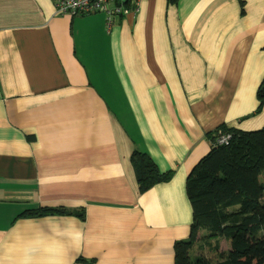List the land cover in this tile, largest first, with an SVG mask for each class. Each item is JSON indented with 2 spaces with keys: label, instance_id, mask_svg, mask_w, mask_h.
<instances>
[{
  "label": "crops",
  "instance_id": "obj_1",
  "mask_svg": "<svg viewBox=\"0 0 264 264\" xmlns=\"http://www.w3.org/2000/svg\"><path fill=\"white\" fill-rule=\"evenodd\" d=\"M55 3L0 0V264H175L208 135L264 128V0H141L110 27ZM134 151L171 180L142 195Z\"/></svg>",
  "mask_w": 264,
  "mask_h": 264
},
{
  "label": "trees",
  "instance_id": "obj_2",
  "mask_svg": "<svg viewBox=\"0 0 264 264\" xmlns=\"http://www.w3.org/2000/svg\"><path fill=\"white\" fill-rule=\"evenodd\" d=\"M178 2L169 0L172 6ZM257 92L258 113L264 106V78ZM220 133L231 135L228 145L215 144ZM208 137L210 152L192 168L185 182L193 222L189 238L173 245L175 264H264V128L242 132L222 126ZM130 160L142 195L172 178V172L159 171L145 153L134 151ZM47 216L83 220L85 214L65 208H39L20 215ZM221 240L230 244L226 253L219 252ZM198 243L217 252L218 259L212 262L200 255L192 257Z\"/></svg>",
  "mask_w": 264,
  "mask_h": 264
},
{
  "label": "built area",
  "instance_id": "obj_3",
  "mask_svg": "<svg viewBox=\"0 0 264 264\" xmlns=\"http://www.w3.org/2000/svg\"><path fill=\"white\" fill-rule=\"evenodd\" d=\"M141 0H56L55 8L57 15L89 16L104 14L107 17V25L116 16H127L138 7ZM231 135L220 133L216 139L217 145H228Z\"/></svg>",
  "mask_w": 264,
  "mask_h": 264
},
{
  "label": "rangeland",
  "instance_id": "obj_4",
  "mask_svg": "<svg viewBox=\"0 0 264 264\" xmlns=\"http://www.w3.org/2000/svg\"><path fill=\"white\" fill-rule=\"evenodd\" d=\"M262 180L264 181V178ZM214 243L215 242H213L211 244L215 245ZM218 244L220 246L219 252L226 253L230 250V244H228V242L221 240L220 243H218ZM191 255H192V257L200 255V256L209 258L212 262H215L218 259V257H216L218 255V253L214 252L211 249H209L208 247L202 245V243L196 244Z\"/></svg>",
  "mask_w": 264,
  "mask_h": 264
}]
</instances>
